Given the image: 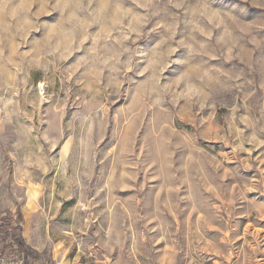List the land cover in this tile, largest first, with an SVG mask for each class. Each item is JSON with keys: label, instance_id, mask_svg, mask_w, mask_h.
Wrapping results in <instances>:
<instances>
[{"label": "clouds", "instance_id": "9594fccd", "mask_svg": "<svg viewBox=\"0 0 264 264\" xmlns=\"http://www.w3.org/2000/svg\"><path fill=\"white\" fill-rule=\"evenodd\" d=\"M0 264H264V0H0Z\"/></svg>", "mask_w": 264, "mask_h": 264}]
</instances>
